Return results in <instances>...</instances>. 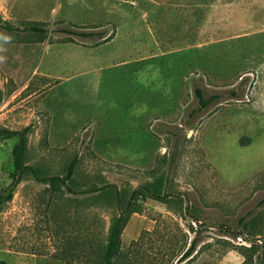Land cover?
<instances>
[{
  "label": "rangeland",
  "instance_id": "1",
  "mask_svg": "<svg viewBox=\"0 0 264 264\" xmlns=\"http://www.w3.org/2000/svg\"><path fill=\"white\" fill-rule=\"evenodd\" d=\"M195 86L220 99L193 112ZM20 135L42 174L77 159L74 191L14 176ZM158 176L124 251L147 231L146 264L194 237L185 264H264V0H0V261L95 260L116 193Z\"/></svg>",
  "mask_w": 264,
  "mask_h": 264
},
{
  "label": "trees",
  "instance_id": "2",
  "mask_svg": "<svg viewBox=\"0 0 264 264\" xmlns=\"http://www.w3.org/2000/svg\"><path fill=\"white\" fill-rule=\"evenodd\" d=\"M6 27L9 28L10 25L6 24ZM24 29L27 31H31L35 35H39V36L44 35L48 30L47 28L38 24L25 26ZM59 30L68 35L81 36L84 38H92L95 36L101 37L103 35L102 31H98V32L84 31V30H76L73 28H66V27L60 28ZM194 92L198 101V106L195 110H193V112H195L196 110H200L206 107L211 102L220 99L219 94H210L208 96H205L202 89L198 86H195ZM23 147H24V135H20L18 142H16L13 148L14 164L18 171V173H16L14 176H17L18 174H22L24 171L28 170L32 173L34 178L40 182L47 183L51 187H55L59 184H62L63 186H65L67 190L74 191V189H72L69 186V182L71 181L77 166L76 158H73L70 160V162H68V164L64 169L63 174L45 175L40 173L30 165L20 164V154L22 152ZM164 184H165L164 178L162 176H158L154 178L152 181L144 183L140 187H136L132 189L128 197L126 198H124L120 193H116L115 201L119 206V211L117 212V215L112 218L109 224L107 234L105 237V242L102 248L100 249V252L98 253L96 259L94 260L92 257L88 258L84 261V264H146L143 250L141 249L142 246L141 238L147 231H142L141 235L137 239H133L131 241L133 249L130 250L128 249L126 251H124L121 246V234L130 214L134 211H137L139 208V205L137 203V197L141 195V196H148L154 199L161 200L166 196V193L163 191ZM107 186L109 185H105V186L102 185L100 187L92 186V187H88L87 189H83V191L92 192L94 190L106 188ZM124 200L125 203L123 204V206H121V203ZM195 242L196 239L194 237L193 239H191L189 245H187L186 247H184L183 245L181 246V248H178L177 250L173 248L170 253H167V256L169 257H167L166 259L176 254L178 260L182 261L181 264H185L187 260L191 258L189 256L192 254V251L195 248V244H196ZM0 264H4L3 261H0Z\"/></svg>",
  "mask_w": 264,
  "mask_h": 264
}]
</instances>
